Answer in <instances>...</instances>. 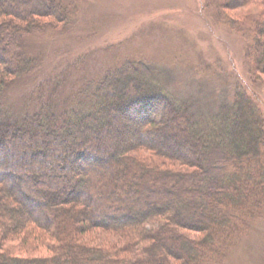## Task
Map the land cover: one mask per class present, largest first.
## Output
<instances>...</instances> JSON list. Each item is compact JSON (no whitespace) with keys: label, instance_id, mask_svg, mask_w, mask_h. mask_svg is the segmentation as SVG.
Here are the masks:
<instances>
[{"label":"trees","instance_id":"obj_1","mask_svg":"<svg viewBox=\"0 0 264 264\" xmlns=\"http://www.w3.org/2000/svg\"><path fill=\"white\" fill-rule=\"evenodd\" d=\"M250 4L262 7L241 25L257 76L264 0L216 2L225 17ZM69 17L64 0H0V264H222L264 211L258 105L239 87L198 117L130 61L91 83L85 111H6L5 88L34 62L25 36ZM96 229L112 239L89 240Z\"/></svg>","mask_w":264,"mask_h":264},{"label":"rangeland","instance_id":"obj_2","mask_svg":"<svg viewBox=\"0 0 264 264\" xmlns=\"http://www.w3.org/2000/svg\"><path fill=\"white\" fill-rule=\"evenodd\" d=\"M216 2L64 0L70 10L65 24L45 25L25 36L32 69L8 84L2 103L18 117L43 106L57 114L85 111L89 100L84 91L89 93L92 82L109 69L139 61L198 117L231 102L241 87L264 119V74H250L247 50L253 35L241 26L247 12L255 14L262 7L250 4L225 17ZM110 239L111 234L100 229L89 236L94 242ZM222 264H264V211L227 248Z\"/></svg>","mask_w":264,"mask_h":264}]
</instances>
